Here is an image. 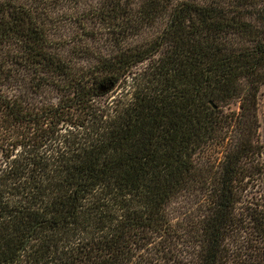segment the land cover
Here are the masks:
<instances>
[{"label": "trees", "instance_id": "trees-1", "mask_svg": "<svg viewBox=\"0 0 264 264\" xmlns=\"http://www.w3.org/2000/svg\"><path fill=\"white\" fill-rule=\"evenodd\" d=\"M263 85L264 0H0V264H264Z\"/></svg>", "mask_w": 264, "mask_h": 264}, {"label": "rangeland", "instance_id": "rangeland-1", "mask_svg": "<svg viewBox=\"0 0 264 264\" xmlns=\"http://www.w3.org/2000/svg\"><path fill=\"white\" fill-rule=\"evenodd\" d=\"M73 8L74 6L72 7V4H66L65 8H63L59 14L60 25L57 32L63 29V32L65 34L64 37H70L77 32L76 26L72 23V21H69L71 14L76 15V10ZM162 28L163 23L160 22L154 28L146 29L138 40L140 42H151L159 35ZM236 42L240 43L241 41L236 40ZM95 47H98L99 49L104 48V50L102 51L104 54H108L111 50L110 47L106 44L98 46L95 45ZM257 101V122L256 124L252 123L253 126L251 133L249 134V136H247L248 138L252 139V142L256 140L254 143H252L253 147H255L253 148L255 154L251 156V160L249 164L246 165V167L251 172L248 174L251 175V178L248 182V187L252 186L250 192L253 194L261 192L262 195H264V85L260 88ZM222 111L223 116L227 120V126L220 134V137L218 139L219 143L217 142L218 146L211 147L209 151L202 154L198 162H207L208 165H217L220 159H222V153H224L225 150L229 148V145L235 143L238 139L243 138L247 135L246 133H248V130H244L245 126L247 127V124H245L247 122V113L241 110L240 103H231L222 108ZM249 122L251 123V121ZM0 136L5 140L8 138L6 132L1 129V125ZM2 141L0 140V142ZM259 169L260 171H262V174H260L261 176L258 177L257 170ZM257 185H260V187Z\"/></svg>", "mask_w": 264, "mask_h": 264}]
</instances>
